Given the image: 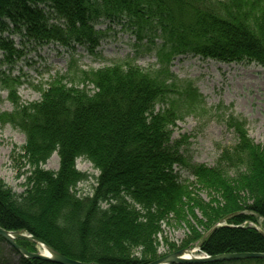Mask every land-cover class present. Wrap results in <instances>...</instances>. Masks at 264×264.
Wrapping results in <instances>:
<instances>
[{
    "label": "trees",
    "instance_id": "trees-1",
    "mask_svg": "<svg viewBox=\"0 0 264 264\" xmlns=\"http://www.w3.org/2000/svg\"><path fill=\"white\" fill-rule=\"evenodd\" d=\"M99 23L130 29L157 64L144 72L129 60L84 72L72 60L70 74L92 90L70 80L27 106L14 104L19 78L0 74L14 105L0 114V126L23 134L30 169L20 195L0 181V228L27 233L81 263L148 264L162 256L158 235L172 217L187 224L189 241L181 248L201 244L200 253L210 257L264 254V237L244 226L256 224L254 216L264 224V146L249 141L245 123L229 116L234 146L221 151L214 167L192 163L183 151L186 138L173 139L172 128L201 112L204 101L192 83L170 72L181 56L246 61L264 70V0H0L3 62L20 60L27 44L93 52L103 37ZM53 154L58 170H43ZM79 159L98 172L87 195L77 193L88 179L76 170ZM179 170L194 178L193 190ZM163 243L169 252L177 250Z\"/></svg>",
    "mask_w": 264,
    "mask_h": 264
},
{
    "label": "rangeland",
    "instance_id": "rangeland-1",
    "mask_svg": "<svg viewBox=\"0 0 264 264\" xmlns=\"http://www.w3.org/2000/svg\"><path fill=\"white\" fill-rule=\"evenodd\" d=\"M97 30L103 34L99 46L90 52L84 47L64 49L55 45L36 48L27 44L20 60L11 65H3L0 53V73L19 78L17 84V98L20 106H27L41 100L46 91L56 84L68 86L73 80L75 86L85 91H91L92 86L85 79L76 80V76L68 68L74 60L76 66L84 72L97 71L117 63L132 60L134 66L142 71H149L156 66L157 61L153 52L147 51L144 42L137 43L130 29L123 25H109L99 23ZM15 46L19 39L11 36ZM146 45V44H145ZM171 74L178 81L190 82L198 90L204 101V108L196 115H189L176 122L172 128V138H186L184 153L194 164L214 167L221 151L231 148L236 143V134L227 128L226 120L229 116L245 123L246 137L254 144L264 146V70L255 63L242 61L239 63L223 64L213 60H204L199 57H178L171 63ZM88 85H87V84ZM8 91L1 89L0 84V114L10 113L14 105L10 102ZM25 143L23 134L9 125L0 126V181L14 194L20 195L25 190L30 169L22 156V147ZM45 171L56 172L58 159L56 155L42 167ZM76 170L85 174L88 179L77 186L79 195H87L95 185L98 172L83 160L76 162ZM182 181L188 182L193 190L196 185L194 178L186 171H177ZM199 197L208 202L205 193ZM196 215L202 219L197 211ZM256 224L248 222L244 226L253 227L264 233V224L254 216ZM182 218L168 217L161 225L158 235V254L165 256L180 249L189 241V232L186 222ZM186 220L195 223L190 217ZM200 230V229H198ZM163 239L177 250L169 252L164 246ZM16 245L30 253H37L38 247L30 242ZM192 256L199 257L194 246ZM196 250V251H195ZM17 252L0 239V264H27Z\"/></svg>",
    "mask_w": 264,
    "mask_h": 264
},
{
    "label": "water",
    "instance_id": "water-1",
    "mask_svg": "<svg viewBox=\"0 0 264 264\" xmlns=\"http://www.w3.org/2000/svg\"><path fill=\"white\" fill-rule=\"evenodd\" d=\"M213 229L209 230L208 233L204 235L206 237ZM262 234V233H261ZM264 237V235L262 234ZM0 239L8 244L15 252H17L23 259L28 260H39L46 261L53 264H86L70 260L58 252L51 249L44 242L36 239L25 233L18 231H6L0 228ZM17 241L30 242L35 246L41 245L46 249L47 256L41 255L40 253H30L16 245ZM201 244L197 248H200ZM191 249H180L174 253L160 257L148 264H213V263H223L231 261H246V260H264V254L257 253H242V254H223L218 256H212L207 258L192 257L186 259L184 257L185 253L190 252ZM93 264V263H91Z\"/></svg>",
    "mask_w": 264,
    "mask_h": 264
},
{
    "label": "bare ground",
    "instance_id": "bare-ground-1",
    "mask_svg": "<svg viewBox=\"0 0 264 264\" xmlns=\"http://www.w3.org/2000/svg\"><path fill=\"white\" fill-rule=\"evenodd\" d=\"M53 45V44H52ZM55 46H57V45H55ZM60 47V46H59ZM76 47H78V46H76ZM38 247V253H40L41 255H44V256H47V252H46V249L43 247V246H41V245H38L37 246ZM192 253H193V251L192 252H187V253H185V255H184V257L186 258V259H189V258H192Z\"/></svg>",
    "mask_w": 264,
    "mask_h": 264
}]
</instances>
